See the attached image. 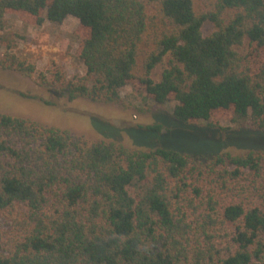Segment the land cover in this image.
<instances>
[{
    "label": "trees",
    "instance_id": "16d2710c",
    "mask_svg": "<svg viewBox=\"0 0 264 264\" xmlns=\"http://www.w3.org/2000/svg\"><path fill=\"white\" fill-rule=\"evenodd\" d=\"M6 14L78 20L69 99L134 81L183 124L264 129V0H0V30ZM0 264H264V150L139 151L0 113Z\"/></svg>",
    "mask_w": 264,
    "mask_h": 264
},
{
    "label": "rangeland",
    "instance_id": "374dc122",
    "mask_svg": "<svg viewBox=\"0 0 264 264\" xmlns=\"http://www.w3.org/2000/svg\"><path fill=\"white\" fill-rule=\"evenodd\" d=\"M78 27L73 16L61 23L44 21L39 26L25 23L13 14L4 16L0 60L13 55L32 65L34 71L25 74L0 66V113L66 130L86 142H115L139 151L163 148L208 159L224 153L241 155L264 150V129L253 130L247 120L230 123L226 115L217 118L216 128H209L202 120L183 124L172 116L173 102L155 103L134 81L121 88L117 101L69 99L55 74L70 80L84 73V65L76 54ZM212 30L210 22L202 24L203 35ZM248 49V42L244 41L238 50L243 53Z\"/></svg>",
    "mask_w": 264,
    "mask_h": 264
}]
</instances>
